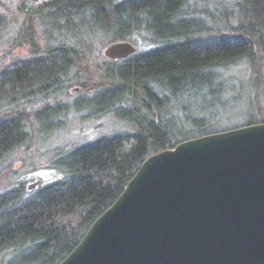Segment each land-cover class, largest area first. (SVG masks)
<instances>
[{"label":"trees","instance_id":"16d2710c","mask_svg":"<svg viewBox=\"0 0 264 264\" xmlns=\"http://www.w3.org/2000/svg\"><path fill=\"white\" fill-rule=\"evenodd\" d=\"M9 8L0 0V35L15 28L0 56V105L51 93L72 74L94 95L76 109L111 100L103 114L129 131L62 152L54 162L62 178L50 185L26 193L19 184L0 195V258L10 255L7 264H60L147 158L227 131L213 129V118L242 100L241 94L226 98L219 71L249 68L252 92L243 100L242 126L264 124V0H237L232 10L223 9L214 33L209 26L190 28L199 19L189 17L185 0H18ZM140 39L148 44H138L141 52ZM123 41L136 54L102 59L106 47ZM19 49L28 54L19 56ZM95 51L101 55L94 65ZM6 112L0 114V160L31 140L26 113Z\"/></svg>","mask_w":264,"mask_h":264},{"label":"water","instance_id":"95a60500","mask_svg":"<svg viewBox=\"0 0 264 264\" xmlns=\"http://www.w3.org/2000/svg\"><path fill=\"white\" fill-rule=\"evenodd\" d=\"M136 52L123 41L103 57ZM60 264H264V124L147 158Z\"/></svg>","mask_w":264,"mask_h":264},{"label":"rangeland","instance_id":"374dc122","mask_svg":"<svg viewBox=\"0 0 264 264\" xmlns=\"http://www.w3.org/2000/svg\"><path fill=\"white\" fill-rule=\"evenodd\" d=\"M18 0H5L10 5V11L16 7ZM237 0H185L189 5V17L199 19L196 24L190 28H198L203 30L204 26H209L213 33L221 27L220 16L223 9L232 10ZM204 25V26H203ZM205 28V27H204ZM15 30H7L0 35V56L8 52V41ZM147 46L145 41L140 39L136 42L138 51L141 52L138 44ZM147 44V45H146ZM99 50V48H98ZM19 56L25 57L28 52L26 50H15ZM99 51H95L92 55V63L95 65L99 59ZM101 55V53H100ZM103 56V52H102ZM104 57H102L103 59ZM105 59V58H104ZM222 82L227 83L228 94L226 98L234 99L241 94V102L231 104L228 114L213 118L217 124L212 128L215 130L227 131L233 128L243 127L242 123L246 119L244 114V98L247 97L250 83V71L245 65L238 66L228 71H219ZM79 88L80 91L72 92L73 89ZM43 94L35 92L34 97L29 96L20 105H0V114L26 113L29 121L27 133L31 136L30 142L14 149L11 153L6 154L0 160V195L19 187L24 186L26 193L30 191L28 187L37 181H41L42 186L50 185L62 178L61 173L55 169L54 162L61 153H69L78 147L87 143L96 141L102 137L127 133L128 126L118 121L112 114H103L107 109L111 100L106 99L100 105H93L89 108L77 110L76 106L80 101L91 99L94 95L82 91V88L75 84L72 74L68 75L64 81L50 91ZM118 94H116V97ZM118 98V97H117ZM234 101V100H233ZM232 103V102H231ZM65 105L67 108H60L57 105ZM51 107L50 111L43 112L36 116L43 108ZM25 115V114H24ZM222 117V119H221ZM59 126L57 127V125ZM35 191L32 189L31 193ZM6 255V256H5ZM0 264H7L11 258L5 254Z\"/></svg>","mask_w":264,"mask_h":264}]
</instances>
